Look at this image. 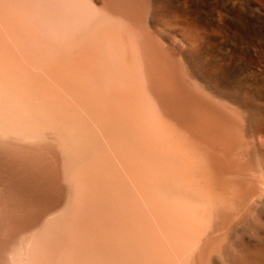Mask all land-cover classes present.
<instances>
[{
	"label": "bare ground",
	"instance_id": "1",
	"mask_svg": "<svg viewBox=\"0 0 264 264\" xmlns=\"http://www.w3.org/2000/svg\"><path fill=\"white\" fill-rule=\"evenodd\" d=\"M0 264H264V0H0Z\"/></svg>",
	"mask_w": 264,
	"mask_h": 264
}]
</instances>
